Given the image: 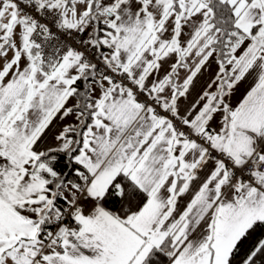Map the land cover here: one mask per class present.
I'll use <instances>...</instances> for the list:
<instances>
[{
    "label": "snow or ice",
    "instance_id": "6c2138e0",
    "mask_svg": "<svg viewBox=\"0 0 264 264\" xmlns=\"http://www.w3.org/2000/svg\"><path fill=\"white\" fill-rule=\"evenodd\" d=\"M0 264H264V0H0Z\"/></svg>",
    "mask_w": 264,
    "mask_h": 264
}]
</instances>
